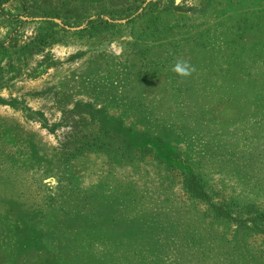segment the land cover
<instances>
[{
	"label": "rangeland",
	"instance_id": "obj_1",
	"mask_svg": "<svg viewBox=\"0 0 264 264\" xmlns=\"http://www.w3.org/2000/svg\"><path fill=\"white\" fill-rule=\"evenodd\" d=\"M2 4L0 264H264V0Z\"/></svg>",
	"mask_w": 264,
	"mask_h": 264
},
{
	"label": "trees",
	"instance_id": "obj_2",
	"mask_svg": "<svg viewBox=\"0 0 264 264\" xmlns=\"http://www.w3.org/2000/svg\"><path fill=\"white\" fill-rule=\"evenodd\" d=\"M11 0H0V13H4V2H10ZM90 145L89 142H84L81 146H78L77 149H81V148H85L88 147ZM184 183L186 185V188L190 191V193L201 200H205L208 201V194L204 191L202 185L200 184V182L198 181V178L195 174L193 173H189L186 174L185 179H184ZM216 212L219 214V216H223V217H229V214L227 211L223 210L222 207H217L215 208ZM254 227H257L262 234L264 235V217H261V219L259 220V223L256 224L254 222Z\"/></svg>",
	"mask_w": 264,
	"mask_h": 264
},
{
	"label": "clouds",
	"instance_id": "obj_3",
	"mask_svg": "<svg viewBox=\"0 0 264 264\" xmlns=\"http://www.w3.org/2000/svg\"><path fill=\"white\" fill-rule=\"evenodd\" d=\"M175 73H177L180 76H188L191 75V72L194 71V67L188 65L186 62L183 61H178L173 69H172Z\"/></svg>",
	"mask_w": 264,
	"mask_h": 264
}]
</instances>
